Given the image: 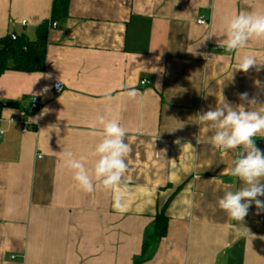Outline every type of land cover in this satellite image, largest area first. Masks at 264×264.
Segmentation results:
<instances>
[{
	"label": "crops",
	"instance_id": "obj_1",
	"mask_svg": "<svg viewBox=\"0 0 264 264\" xmlns=\"http://www.w3.org/2000/svg\"><path fill=\"white\" fill-rule=\"evenodd\" d=\"M52 2L0 0V39H35ZM240 12H264V0H70L68 18L49 31L44 69L0 76V264H135L163 208L167 234L139 264H264V211L253 204L241 224L217 204L241 186L228 174L241 149L220 151L197 124L217 104L247 107L240 93L264 103V70L234 71L244 55L264 61V40L222 47ZM132 87L135 100L125 95ZM33 97L41 108L32 113ZM98 115L127 129L123 212L112 190H80L60 159L72 151L92 167ZM254 139L264 151V137Z\"/></svg>",
	"mask_w": 264,
	"mask_h": 264
},
{
	"label": "clouds",
	"instance_id": "obj_2",
	"mask_svg": "<svg viewBox=\"0 0 264 264\" xmlns=\"http://www.w3.org/2000/svg\"><path fill=\"white\" fill-rule=\"evenodd\" d=\"M213 35L215 34L210 36ZM223 39L222 47L227 53L239 52L247 47L252 39L264 40V12H240L234 15L226 22ZM253 69L256 72L264 70V61H259L255 55H244L239 59L234 71L248 73ZM143 83L147 84L149 81L145 80ZM44 91L48 89L45 88ZM139 94L136 87L128 88L125 92L131 100H135ZM239 99L246 102L247 107L244 103L236 107L228 102L217 104L215 108L201 110L197 124L211 133L208 142L220 151L241 149L232 160L228 173L238 178L241 186L236 191L225 192L217 204L230 220L242 224L253 204L257 214L264 211V200L259 199L264 197V183H261L264 181V151L257 147L254 139L258 136L264 137V103H259L255 96L250 99L247 92L240 93ZM106 100H111V96L107 95ZM9 111L11 113L12 110ZM47 111L48 109H44L41 115ZM36 119L39 117L34 118L32 122ZM96 120L102 128V139L91 152L94 158L92 167L86 165L84 158H76L72 151L61 152L60 159L65 168L73 173V179L80 190L85 193H93L101 187L112 190V206L114 210L123 212L124 196L118 189L123 185L126 191L129 183L125 177L128 171L127 157L131 152V146L126 142L127 129L118 118L98 115ZM10 121L14 123L11 119ZM6 131L7 129L0 128V135ZM176 143L180 141L177 140ZM197 144H200L199 139ZM156 154L163 156L164 151ZM6 211L10 213L12 210Z\"/></svg>",
	"mask_w": 264,
	"mask_h": 264
},
{
	"label": "trees",
	"instance_id": "obj_3",
	"mask_svg": "<svg viewBox=\"0 0 264 264\" xmlns=\"http://www.w3.org/2000/svg\"><path fill=\"white\" fill-rule=\"evenodd\" d=\"M52 6L50 18L39 25L35 39H30L25 34L8 35L0 39V76L7 70L38 72L44 69L52 22L68 18L70 0H53ZM169 219L165 208L157 213L146 230L142 253L135 259V264L149 260L155 245L167 234Z\"/></svg>",
	"mask_w": 264,
	"mask_h": 264
},
{
	"label": "built area",
	"instance_id": "obj_4",
	"mask_svg": "<svg viewBox=\"0 0 264 264\" xmlns=\"http://www.w3.org/2000/svg\"><path fill=\"white\" fill-rule=\"evenodd\" d=\"M199 23H205V21L200 18L198 20ZM52 26H57V23L56 22H52ZM145 81V80H143ZM143 81L141 82L142 85H145V83H143ZM65 89V86L63 84V82H60V81H57V82H54L53 84V90H55L56 92H62L63 90ZM41 108V101L37 98V97H33L32 100H31V104H30V107H29V111L30 112H37L39 111ZM12 121H14V118H11ZM17 121H19L22 125H23V131H27V124L26 122L24 121V119L22 117L20 118H17ZM1 136V135H0ZM260 143V142H259ZM260 146L262 148H264V141L260 143ZM39 158H41V155H39Z\"/></svg>",
	"mask_w": 264,
	"mask_h": 264
},
{
	"label": "water",
	"instance_id": "obj_5",
	"mask_svg": "<svg viewBox=\"0 0 264 264\" xmlns=\"http://www.w3.org/2000/svg\"><path fill=\"white\" fill-rule=\"evenodd\" d=\"M12 36H15L14 34ZM3 104V102H0V105Z\"/></svg>",
	"mask_w": 264,
	"mask_h": 264
}]
</instances>
